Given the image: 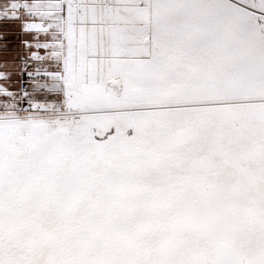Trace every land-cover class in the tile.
Returning <instances> with one entry per match:
<instances>
[{
    "label": "snow or ice",
    "instance_id": "snow-or-ice-1",
    "mask_svg": "<svg viewBox=\"0 0 264 264\" xmlns=\"http://www.w3.org/2000/svg\"><path fill=\"white\" fill-rule=\"evenodd\" d=\"M0 264H264V0H0Z\"/></svg>",
    "mask_w": 264,
    "mask_h": 264
}]
</instances>
